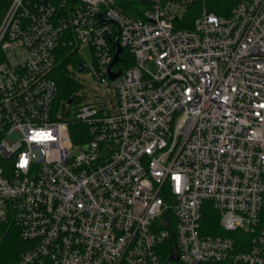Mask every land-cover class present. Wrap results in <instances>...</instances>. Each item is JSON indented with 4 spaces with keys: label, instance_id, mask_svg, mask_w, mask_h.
Here are the masks:
<instances>
[{
    "label": "built area",
    "instance_id": "obj_1",
    "mask_svg": "<svg viewBox=\"0 0 264 264\" xmlns=\"http://www.w3.org/2000/svg\"><path fill=\"white\" fill-rule=\"evenodd\" d=\"M0 1L14 264H264V0ZM82 44L104 91L63 104L50 73ZM208 203L223 234L203 231Z\"/></svg>",
    "mask_w": 264,
    "mask_h": 264
},
{
    "label": "trees",
    "instance_id": "obj_2",
    "mask_svg": "<svg viewBox=\"0 0 264 264\" xmlns=\"http://www.w3.org/2000/svg\"><path fill=\"white\" fill-rule=\"evenodd\" d=\"M133 1V0H132ZM207 8L220 15H228L238 0H206ZM6 4L0 1V20L3 16ZM126 13L131 10H124ZM191 21L186 27H189ZM81 57L77 49L63 47L59 50L58 61L52 69L50 76L58 85V102L65 103L69 100L72 103L76 100V93L80 84L71 76L68 66L79 65ZM84 126L79 122L70 124V133L73 142L82 140ZM203 231L205 233L223 234L217 223V214L207 204L203 217ZM26 242L23 241L19 234V228L11 220H0V264H14L20 253L26 248ZM204 264H233L230 261L209 262Z\"/></svg>",
    "mask_w": 264,
    "mask_h": 264
},
{
    "label": "rangeland",
    "instance_id": "obj_3",
    "mask_svg": "<svg viewBox=\"0 0 264 264\" xmlns=\"http://www.w3.org/2000/svg\"><path fill=\"white\" fill-rule=\"evenodd\" d=\"M78 54L87 66L94 65L93 54L88 45H80L78 48ZM150 69L153 71L155 70L153 65H150ZM68 70L70 71L71 76L80 84L79 89L77 90L78 93L85 92L88 96H91L95 93H102L104 91V89L99 86L96 79L90 76L86 70H79L77 65L69 66ZM79 152L80 150L78 148H73L71 150L73 155H77Z\"/></svg>",
    "mask_w": 264,
    "mask_h": 264
},
{
    "label": "water",
    "instance_id": "obj_4",
    "mask_svg": "<svg viewBox=\"0 0 264 264\" xmlns=\"http://www.w3.org/2000/svg\"><path fill=\"white\" fill-rule=\"evenodd\" d=\"M114 50H115V54H114V59L111 62V65L118 60V55L121 52V47L117 45L116 41H114ZM83 66H84V64H81L80 70L83 68ZM112 76H114V75H112ZM70 102H71V100L68 101V103H70Z\"/></svg>",
    "mask_w": 264,
    "mask_h": 264
}]
</instances>
